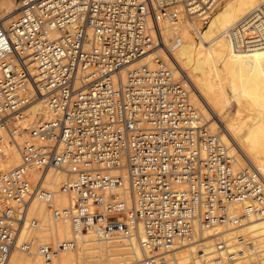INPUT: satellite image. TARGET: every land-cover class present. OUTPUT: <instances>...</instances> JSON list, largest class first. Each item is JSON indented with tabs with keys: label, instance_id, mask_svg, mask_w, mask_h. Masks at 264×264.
Listing matches in <instances>:
<instances>
[{
	"label": "built area",
	"instance_id": "built-area-1",
	"mask_svg": "<svg viewBox=\"0 0 264 264\" xmlns=\"http://www.w3.org/2000/svg\"><path fill=\"white\" fill-rule=\"evenodd\" d=\"M15 1L9 24L0 12V155L10 146L19 156L0 167V264L20 228L38 224L27 211L49 169L62 171V189L74 194V232L127 238L142 225L141 264H177L172 253L206 229L264 217V170L233 169L162 57L155 67L137 64L156 48L171 56L160 22L177 20V5L205 20L217 0ZM263 18L264 5L234 29L264 44ZM39 99L47 116L32 125L28 109ZM231 202L241 215L229 214ZM74 245L37 250L49 262Z\"/></svg>",
	"mask_w": 264,
	"mask_h": 264
},
{
	"label": "bare ground",
	"instance_id": "bare-ground-1",
	"mask_svg": "<svg viewBox=\"0 0 264 264\" xmlns=\"http://www.w3.org/2000/svg\"><path fill=\"white\" fill-rule=\"evenodd\" d=\"M212 3L205 20L189 15L185 4L177 5V20L165 18L160 22L171 56L166 58L162 50L156 48L137 64L147 62L155 67L152 59L162 57L173 77L185 87L188 101L197 109L209 132L218 138L226 155L233 160V169L252 165L261 171L264 170V44L244 42L242 28L234 29V26L242 23L244 16L258 12L264 0ZM17 9L15 0H0L2 15L9 13L7 24L18 13ZM257 26L262 32L264 18ZM170 38L174 39L175 47ZM240 42L244 43L243 49L238 48ZM28 114V123L32 125L45 118L47 111L43 101L39 99L30 105ZM18 163L19 156L7 146L0 155V167L9 168ZM30 175L34 180L38 177L35 170H31ZM65 179V174L57 169H49L42 177L41 190L27 211V217H35L38 224L34 227L25 224L20 228L17 246L11 251L7 264H141L144 257L140 244L141 224L137 232L127 238L74 232L67 216L74 204V194L62 189ZM50 207L59 210L61 217H54ZM228 211L230 215H241L239 203H229ZM215 229L216 232L206 229L202 240L175 250L172 255L176 263L264 264V217L249 214L242 216L237 224L218 225ZM71 239L75 245L60 251L49 262L38 253L40 244ZM24 241L29 244L25 251L18 248ZM217 241L223 243L221 248L215 247Z\"/></svg>",
	"mask_w": 264,
	"mask_h": 264
},
{
	"label": "rangeland",
	"instance_id": "rangeland-1",
	"mask_svg": "<svg viewBox=\"0 0 264 264\" xmlns=\"http://www.w3.org/2000/svg\"><path fill=\"white\" fill-rule=\"evenodd\" d=\"M130 262V260H126V263Z\"/></svg>",
	"mask_w": 264,
	"mask_h": 264
}]
</instances>
